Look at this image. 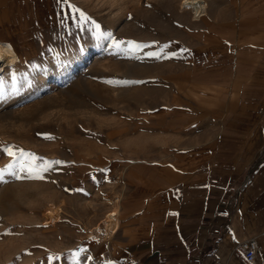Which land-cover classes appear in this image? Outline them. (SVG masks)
Listing matches in <instances>:
<instances>
[{"label":"rangeland","instance_id":"1","mask_svg":"<svg viewBox=\"0 0 264 264\" xmlns=\"http://www.w3.org/2000/svg\"><path fill=\"white\" fill-rule=\"evenodd\" d=\"M206 1L216 13L219 0ZM180 2L0 0V34L22 53L0 70V264H123L106 212L120 215L139 196L137 176L190 141L177 132L180 89L216 68L199 51L204 17ZM70 54L84 55L78 86L55 74ZM46 58L56 86L38 90L29 65Z\"/></svg>","mask_w":264,"mask_h":264},{"label":"crops","instance_id":"2","mask_svg":"<svg viewBox=\"0 0 264 264\" xmlns=\"http://www.w3.org/2000/svg\"><path fill=\"white\" fill-rule=\"evenodd\" d=\"M216 2L199 50L216 68L180 89L177 132L190 141L137 176L111 247L123 264H264V0ZM249 236L259 245L250 261L239 246Z\"/></svg>","mask_w":264,"mask_h":264},{"label":"bare ground","instance_id":"3","mask_svg":"<svg viewBox=\"0 0 264 264\" xmlns=\"http://www.w3.org/2000/svg\"><path fill=\"white\" fill-rule=\"evenodd\" d=\"M54 5L56 6V4ZM207 7H208V3L206 0H181L180 2V8L188 12H191V18L193 17V20L202 19V17L205 15ZM62 8L63 7L61 5L57 7V9L59 10L58 11L60 15L59 17L61 18H63L64 16L62 15ZM19 49L20 47L17 46L12 41V39L10 40L7 34H5L4 36L3 34H0V70L4 69L5 66H8L10 64L16 65L21 60L22 53ZM83 56H84L83 54H77V55L70 54L69 56H66V59L63 58L64 62L62 63L61 71L55 73L57 74V79L60 78L62 82H68L69 81L68 79L71 78V76L73 77L74 75L73 80H75L76 82L74 83L71 82L72 83L71 86H78V84L81 83V79H80L81 72L78 71L76 74H74L76 71L74 69H75L76 64L80 60H82ZM29 66H31L29 67L31 70L28 73V76L33 77V78L35 76H39V78L42 79L39 82L40 84L37 82L38 90H42L45 87L56 86L54 85V83L49 81V78L51 77L50 74L54 70V65L50 63V61H48L47 58L44 62L40 64L29 65ZM67 87L68 86L64 85L63 86L64 91L62 92H67L68 91ZM31 91L32 93L34 92V90H31ZM118 215H119L118 209L115 206L113 209L106 212L105 218L103 220V230L105 231V234L108 236V238H111L112 234H114V232H116L117 228L119 227V216Z\"/></svg>","mask_w":264,"mask_h":264},{"label":"built area","instance_id":"4","mask_svg":"<svg viewBox=\"0 0 264 264\" xmlns=\"http://www.w3.org/2000/svg\"><path fill=\"white\" fill-rule=\"evenodd\" d=\"M239 246L241 247L243 254H244V258L246 260H253L256 251L258 250V243H257V239L254 236H249V237H245V239L241 240L239 242ZM212 264H224L222 262H220L219 260H212L211 262Z\"/></svg>","mask_w":264,"mask_h":264},{"label":"snow or ice","instance_id":"5","mask_svg":"<svg viewBox=\"0 0 264 264\" xmlns=\"http://www.w3.org/2000/svg\"><path fill=\"white\" fill-rule=\"evenodd\" d=\"M97 28H98V26H97ZM117 46H118V45H117ZM7 152H8V155H9V156H13V155H14L10 149L7 150ZM21 155H23V153H21ZM32 159H35V157H32ZM3 172H4V170H0V180H2ZM17 178H19V177H17Z\"/></svg>","mask_w":264,"mask_h":264}]
</instances>
